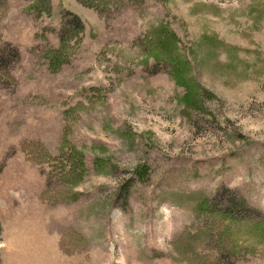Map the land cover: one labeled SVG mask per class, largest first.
<instances>
[{
  "label": "rangeland",
  "instance_id": "obj_1",
  "mask_svg": "<svg viewBox=\"0 0 264 264\" xmlns=\"http://www.w3.org/2000/svg\"><path fill=\"white\" fill-rule=\"evenodd\" d=\"M36 2L0 0V264H264V0ZM64 148L79 176L47 173ZM222 190L255 209L213 257L196 206Z\"/></svg>",
  "mask_w": 264,
  "mask_h": 264
},
{
  "label": "trees",
  "instance_id": "obj_2",
  "mask_svg": "<svg viewBox=\"0 0 264 264\" xmlns=\"http://www.w3.org/2000/svg\"><path fill=\"white\" fill-rule=\"evenodd\" d=\"M36 5L40 4V7H44V10L46 13L49 14L50 7H51V0H36ZM40 1V3H38ZM64 16H67L69 19H65L61 21L60 29H59V40H60V45L56 48H51L49 50V54L51 60H56L57 65H61L64 61L67 60L68 55L70 53L69 49L70 47H73L74 44V37L77 39V43L80 41V34L82 33V30L84 28V25L80 19V17L76 14L70 13V12H65ZM161 34L163 37L164 35H167V30L161 29L156 30L154 34ZM168 36V35H167ZM163 37H159L158 35L154 36V38H151L152 40L149 41V43H152V46H159L162 47L163 49H168L163 45ZM8 46V43H6ZM173 48V46H172ZM10 54L12 56L18 55V51L14 48L9 50ZM7 52L3 57L0 58L3 60L7 59ZM0 59V82H7L12 79V76L9 74L8 71L5 69V62L1 61ZM170 62H172L173 70L180 71L183 70V65L181 64V61L179 60V56L175 53L171 55L170 57ZM175 63V66L173 65ZM180 77V76H179ZM181 80V83L185 84V80L183 79V76L179 78ZM73 148V147H72ZM24 149H26L27 154L29 156L33 155L36 156L35 148H30L28 149L26 146H24ZM75 152V150H74ZM70 149H63L60 152L48 156L47 155V165L49 166L47 169V173L49 175H55L58 176L59 178L63 179H69L73 178L78 175V171H81L82 168H84V159L82 157V154L75 152L74 153ZM77 154V155H76ZM223 191V190H222ZM222 194V193H221ZM220 194V195H221ZM219 195V196H220ZM222 199H225L227 201L226 206H220V201ZM214 200V201H213ZM216 196L213 198H208L206 201L199 202L196 206V210H198V213H203L207 215L209 212V221L207 225V230L211 229L213 231L219 230L220 232L212 240L209 245L212 247L211 256L217 257L219 255V250H226L228 245H231L232 240L229 234L221 233L223 228L225 227L226 223L225 221H229L231 223H235L240 220L246 221L249 220L251 216V212H253L252 209H255L251 205L246 203L244 198L242 197H236V195L227 193L223 191V195L219 197L217 201ZM195 210V211H196ZM255 219V218H254ZM258 220L254 225V229L257 230V232H261V235L264 236V219H256ZM209 226V227H208ZM225 229V228H224ZM209 232V231H208ZM211 233V232H210ZM210 235V234H209ZM204 244H206V240L204 237L201 238ZM199 242V241H198Z\"/></svg>",
  "mask_w": 264,
  "mask_h": 264
}]
</instances>
